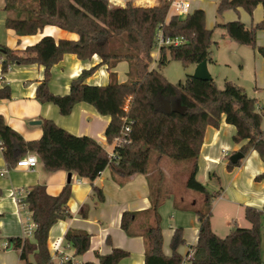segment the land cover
<instances>
[{
	"label": "trees",
	"instance_id": "trees-1",
	"mask_svg": "<svg viewBox=\"0 0 264 264\" xmlns=\"http://www.w3.org/2000/svg\"><path fill=\"white\" fill-rule=\"evenodd\" d=\"M258 6L264 12V0H220L217 9L219 15L240 9L252 15ZM3 12L7 15L5 28L20 37L37 35L46 26H57L79 36L78 40L71 41L43 37L23 52L0 45L3 74L12 65L44 66L43 80L35 93L38 102L55 105L63 116L70 115L78 103L90 104L100 115L109 118L106 141L123 142L116 145V157L111 158L99 142L72 135L51 120H44L39 140L25 141L0 116L2 153L9 167L17 166L18 160L28 153H35L48 172L63 170L92 182L109 167L124 182L147 174L152 154L157 161L168 158L184 163L185 188L201 200L194 206L184 207L193 211L199 221V239L191 264H264L261 235L264 210L246 207L244 217L250 227L234 226L221 238L212 229L211 215L213 202L222 191H210L197 180L206 130L209 126L219 128L223 116L225 122L236 128L234 142H247L240 152L247 156L255 150L264 162V111L258 109V100L250 98L243 87L231 81H225L221 89L214 80L187 75L184 82L173 84L156 67L151 68L154 38L160 25L165 35L183 37L186 43L162 49L158 68L171 60L181 62L185 69L212 61L214 30L207 28L205 10H192L183 20L173 14L168 17V5L145 8L128 4L118 8L111 7L109 0H5ZM218 26L225 29V38L251 47L264 59V46H259L257 40V33L264 31V16L249 27L240 19L217 23ZM67 54H75L82 61L97 55L101 65L107 66L110 82L105 86L88 85L87 79L98 69L93 67L72 80L67 94H53L49 88L52 68ZM121 61L130 64V80L123 83L118 82L113 72ZM11 98L9 85L0 88V100ZM162 101L180 103L186 110L180 112L172 107L167 112L162 108ZM127 125L131 130L126 133ZM240 164L241 160L237 164L230 161L227 169L231 171ZM257 179L264 180V172ZM93 191L98 203H104V191L95 186ZM27 193L24 202L37 228L31 239H10L8 249L19 250L23 264H55L50 258L48 239L55 224L71 216L68 208L71 186L66 185L58 196L50 195L45 185L32 186ZM2 195L0 189V198ZM155 196L152 208L145 212L149 222L142 234L145 264H182L183 256L178 248L185 244L183 229L176 228L172 236V256L164 254L159 208L165 199ZM174 204L180 207L177 200ZM136 216L130 211L122 216V229L128 236H134L132 225ZM90 238L88 233L74 230H69L64 237L72 245L76 258L90 249ZM128 254L115 248L108 255L97 256L99 264H119Z\"/></svg>",
	"mask_w": 264,
	"mask_h": 264
},
{
	"label": "crops",
	"instance_id": "crops-1",
	"mask_svg": "<svg viewBox=\"0 0 264 264\" xmlns=\"http://www.w3.org/2000/svg\"><path fill=\"white\" fill-rule=\"evenodd\" d=\"M202 1L196 0L195 3L192 0V10L203 9L206 12L205 7L200 5ZM219 1L215 0V4ZM4 6L5 0H0V45L2 46L23 52L28 47L39 43L43 37H52L56 41L79 39L76 33H70L57 26H46L37 35L20 37L15 31L4 28L7 17L3 12ZM237 14L232 11L224 13L223 22L220 24L240 19L249 27L260 22L264 16L261 6H258L252 15H248L243 9H240ZM207 22L206 13L207 28L214 30V27ZM221 30L222 43L217 42L215 54L211 51L212 61H208V70L213 80L217 84V79L211 73L212 69L223 66L226 70L237 67L238 80L245 82L246 68L253 66L255 75L252 82L254 89H258L260 87L258 74H264V59L257 51L246 50V46L225 38L223 36L225 29ZM257 40L259 46H264V31L257 33ZM101 63L97 55L86 61L78 59L75 54L65 55L52 68L50 91L55 95L67 94L72 80L93 67L98 69L89 76L87 84L105 86L110 82L109 71L107 66H102ZM196 67L197 65H193V73ZM44 70V66L37 64L12 65L7 73L3 74L0 58V88L9 85L12 96L11 99L0 100V116L4 118L5 123L17 131L25 141H33L42 137L44 120H51L72 135L91 137L99 142L108 154L113 153L114 144L107 142L105 138L109 118L100 115L92 105L78 103L70 115L63 116L55 105L37 101L35 93L43 80ZM129 70L130 64L127 61H121L117 65L113 72L119 83L127 82ZM224 78V83L229 80L234 82L229 76ZM237 85L243 87L248 93L249 85L244 83ZM255 93H258V90H255ZM34 122L41 124L34 125L32 124ZM235 134L236 128L225 122L223 116L219 128L213 126L207 128L198 160L197 180L210 191H222L221 196L213 202L211 215L212 229L221 238L226 237L234 226L250 227V223L244 217L246 207L264 210V180L257 179V176L264 172V162L260 154L251 150L238 167L231 171L227 169L233 154L239 152L247 143L244 141L236 144L233 138ZM30 154L38 158L35 153L27 155ZM168 167L169 164L165 158L158 161L156 159L154 168L149 166L147 174L134 176L124 182L112 174L108 167L100 174V177L90 182L63 170L48 172L41 160L34 170L17 166L9 167L0 149V189L3 194L0 198V264H23L20 251L7 249L6 242L9 243L12 238H24L27 216L25 210H22L15 200L16 193L27 196L28 190L35 185H45L50 195L58 196L61 190L70 184L72 196L68 208L71 216L55 224L50 231L48 241L50 245L54 240L65 237L69 230L88 233L91 237L90 249L77 258L82 263L99 264L97 254L108 255L116 248L129 253V256L119 264H145V238L142 234L149 223L145 212L152 208L153 196L157 194L165 199L159 208L164 238L163 252L169 257L172 256V236L176 228H182L185 244L178 248V253L183 258L186 257L191 248L198 244L199 221L193 211H188L184 207L194 206L201 200L195 195L193 199L184 203L187 206L177 208L174 202L185 197L184 164H177L174 167L170 179L167 174ZM166 179L168 183L163 184ZM94 186L104 191V203H98L93 191ZM125 211L137 215L132 225L134 236H128L122 229L121 219ZM261 235L264 261V226ZM70 253L74 254V250Z\"/></svg>",
	"mask_w": 264,
	"mask_h": 264
},
{
	"label": "built area",
	"instance_id": "built-area-1",
	"mask_svg": "<svg viewBox=\"0 0 264 264\" xmlns=\"http://www.w3.org/2000/svg\"><path fill=\"white\" fill-rule=\"evenodd\" d=\"M111 7H126L128 4H131L132 6L137 7H145V8H151L154 6H166L168 5V17L169 15H176L180 19H185L189 16V14L192 12V4L190 0H109ZM155 47L152 53V59L154 60V65L157 64V61L159 60V54L162 49H169V47H181L185 45L186 39L183 37H176V36H170L165 35L162 25L159 26L155 38H154ZM157 53V56H156ZM125 109H128V104L126 105ZM131 130V126L127 125L125 127V132H129ZM114 146L116 148V145L123 144L122 140H114L113 141ZM0 149L3 152V145L0 140ZM109 156L112 158L116 157L115 151ZM39 164L38 158L34 154L26 155L25 157L18 160L17 167L23 168V169H31L34 170ZM3 174V173H2ZM26 196H23L22 194L16 193V202L20 206L22 210H25L27 219L25 224V234L24 239H30L33 238L34 232L37 228V226L34 224V222L31 219V214L29 210H27L25 205ZM11 244L6 242V248H10ZM73 250L72 245L65 241L64 237L58 238L54 240L49 245V252H50V258H52V261L55 264H83L81 261H79L74 254H71L70 251ZM195 249L191 248V250L188 252L189 254L183 258L182 264H191V261L195 255Z\"/></svg>",
	"mask_w": 264,
	"mask_h": 264
},
{
	"label": "rangeland",
	"instance_id": "rangeland-1",
	"mask_svg": "<svg viewBox=\"0 0 264 264\" xmlns=\"http://www.w3.org/2000/svg\"><path fill=\"white\" fill-rule=\"evenodd\" d=\"M190 1H192V0H190ZM193 2L196 3V0H193ZM200 5H203V7H205L204 9H206L207 19H208L207 24L210 25L211 27H214L215 32H214L213 41L215 44L212 46L211 51L215 54V52L217 50L216 49L217 48V45H216L217 42H219V44L222 43V41H221V38H222L221 37L222 30L221 29H222V27L221 26L217 27V23L223 22V17H222L223 15L218 14L217 2L215 4V0H203L202 4H200ZM233 12H235V14L238 15L236 11L233 10L232 13ZM250 49H252V48L246 47V50L250 51ZM222 51L224 52V50H222ZM156 56H157V53H156ZM153 62H154V60H153ZM153 67H156L161 72V74L164 75L165 78L169 82H172L173 84H179L180 82H184L186 80L187 75H193V65H190V66L186 67V69H185L183 67L182 63L179 61L171 60V61H169V63L166 66H163L161 68H158L157 64L154 65V63H152L151 68H153ZM211 73L214 74V77L217 79V87L221 88V89L224 87V82H223V79H225L224 76H229L230 78H232V80L234 81L233 82L234 84L236 81H240V82H236V84L244 83L245 85H249V86H247L248 87L247 88L248 89V93H247L248 96L250 98H257L258 99V109L264 111V74H261V75L258 74V78H259L258 81H259L260 87L258 89H254V85L252 82V78H254V75H255V73L253 71V66H251L250 68H248V67L246 68L245 82L242 80H238L239 74L237 73V67H234V69H232V70H230V69L226 70L225 67L221 66L218 69H212ZM128 77H129V74H128ZM125 79H127V77ZM129 80H130V77L127 81H129ZM229 81H231V80H229ZM255 90H258V93H255ZM261 107L263 109H260ZM263 130H264V124H263ZM151 157H152V159L150 162V166L154 168L156 155L152 154ZM165 161H167V163L169 164V167L167 169L168 170L167 174H168L169 179L172 178L174 167H176L177 164H184L181 162L174 161L173 159L170 160L168 158H165ZM170 166H172V167H170ZM165 183H168L167 179L164 180L163 184H165ZM183 189L185 190V195H184L185 197L178 200V205L180 207L187 206V204L185 205L184 203H187V201H190V199H193L194 198L193 196L196 195L195 192L188 191L187 188L183 187ZM186 197H187V199H185Z\"/></svg>",
	"mask_w": 264,
	"mask_h": 264
},
{
	"label": "water",
	"instance_id": "water-1",
	"mask_svg": "<svg viewBox=\"0 0 264 264\" xmlns=\"http://www.w3.org/2000/svg\"><path fill=\"white\" fill-rule=\"evenodd\" d=\"M193 76L197 79L200 80H208L211 81L213 80L211 74L209 73L208 70V61H203L201 64H198ZM163 106L162 108H164L167 112H171L172 107L173 108H177L180 112H184L186 110V107H184L182 104L180 103H175V104H170L168 101H162ZM34 125H40V122H34L32 123ZM245 155L242 154L240 151L233 154V156L230 158L231 163L233 164H237L238 161L244 159Z\"/></svg>",
	"mask_w": 264,
	"mask_h": 264
}]
</instances>
